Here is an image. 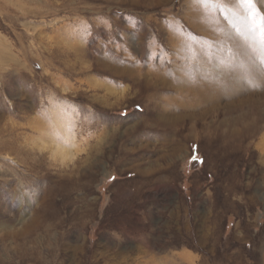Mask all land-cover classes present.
<instances>
[{
    "label": "rangeland",
    "instance_id": "rangeland-1",
    "mask_svg": "<svg viewBox=\"0 0 264 264\" xmlns=\"http://www.w3.org/2000/svg\"><path fill=\"white\" fill-rule=\"evenodd\" d=\"M255 3L0 0V264H264Z\"/></svg>",
    "mask_w": 264,
    "mask_h": 264
},
{
    "label": "snow or ice",
    "instance_id": "snow-or-ice-1",
    "mask_svg": "<svg viewBox=\"0 0 264 264\" xmlns=\"http://www.w3.org/2000/svg\"><path fill=\"white\" fill-rule=\"evenodd\" d=\"M223 0H190V6L198 10L204 5L209 4H216L219 6L220 3H222ZM236 2L241 6L243 12L242 14L251 15L255 12L256 9V3L255 0H236ZM227 8V5H225ZM262 67H260L258 70L255 69L252 65L245 66L243 64L239 65L237 67H233L230 60H224L221 61L220 65L217 67L221 69L220 74L226 75L228 77H237L240 73L243 75L240 76V78L245 79L250 85L255 86L256 81H259L262 85H264V59L261 61ZM200 69L198 68L197 71ZM188 75V78L191 79L192 76L189 72L185 73Z\"/></svg>",
    "mask_w": 264,
    "mask_h": 264
}]
</instances>
